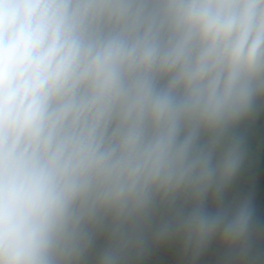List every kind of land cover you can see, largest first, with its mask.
Instances as JSON below:
<instances>
[{
  "label": "clouds",
  "instance_id": "9594fccd",
  "mask_svg": "<svg viewBox=\"0 0 264 264\" xmlns=\"http://www.w3.org/2000/svg\"><path fill=\"white\" fill-rule=\"evenodd\" d=\"M262 104L264 0H0V264H264L224 202Z\"/></svg>",
  "mask_w": 264,
  "mask_h": 264
},
{
  "label": "rangeland",
  "instance_id": "374dc122",
  "mask_svg": "<svg viewBox=\"0 0 264 264\" xmlns=\"http://www.w3.org/2000/svg\"><path fill=\"white\" fill-rule=\"evenodd\" d=\"M237 133L244 138L246 155L241 170L224 193L225 204L228 202V204H231L232 202L239 203L243 198L248 196L250 181L253 180L254 183L257 178L264 176V151L260 150V148L264 146V104L259 108L255 118L244 122L237 130ZM248 137L256 142L255 147L251 148L247 145ZM208 207H215V204L211 199L208 201ZM146 254H148V252ZM170 254L171 253H168V257H161L154 260L150 257H146L143 261L144 264H192L190 257L179 258L176 253ZM94 261L95 259H89V264H94ZM195 264H221V258H198L195 261Z\"/></svg>",
  "mask_w": 264,
  "mask_h": 264
},
{
  "label": "crops",
  "instance_id": "0c3cea01",
  "mask_svg": "<svg viewBox=\"0 0 264 264\" xmlns=\"http://www.w3.org/2000/svg\"><path fill=\"white\" fill-rule=\"evenodd\" d=\"M254 183L253 180L250 181L247 197L250 196L252 198L253 204L256 209L257 218L260 221L264 222V176L257 178ZM235 204H237V202H232L229 205H235ZM105 244H106V237L104 235L98 236L94 248L90 253L89 259H95L96 256L103 250ZM223 251H224L223 245L220 243L219 239L217 238L212 241L209 247L200 255L199 258L219 259L221 258ZM147 252L148 254H146ZM168 253L171 254L176 253L177 257L179 258L190 257V255L185 254L182 251L180 244L175 240L156 242L150 239L148 242V247H146L145 253L138 261V264H144L143 260H145L146 257L147 258L150 257L152 258V260H154V259H159L161 257L163 258L168 257L169 256Z\"/></svg>",
  "mask_w": 264,
  "mask_h": 264
},
{
  "label": "trees",
  "instance_id": "16d2710c",
  "mask_svg": "<svg viewBox=\"0 0 264 264\" xmlns=\"http://www.w3.org/2000/svg\"><path fill=\"white\" fill-rule=\"evenodd\" d=\"M247 139H248V143H247V145H248L249 147L253 148V147L256 146V142H254L253 140H251L249 137H248ZM260 150H261V151H264V146H262V147L260 148Z\"/></svg>",
  "mask_w": 264,
  "mask_h": 264
}]
</instances>
